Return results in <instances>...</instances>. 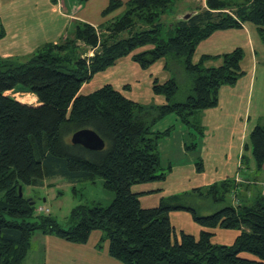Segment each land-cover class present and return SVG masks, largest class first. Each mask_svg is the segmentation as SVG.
<instances>
[{
  "label": "trees",
  "instance_id": "1",
  "mask_svg": "<svg viewBox=\"0 0 264 264\" xmlns=\"http://www.w3.org/2000/svg\"><path fill=\"white\" fill-rule=\"evenodd\" d=\"M173 4L174 0H129L125 10L100 29L78 22L65 43L48 44L26 62L0 59V264H24L38 232L86 244L94 231L103 233L101 241H108L110 256L125 264H264V196L202 215L176 198L144 208L132 190L137 184L165 180L168 174L159 146L173 128L155 131V123L176 114L190 125V117L218 106L223 86L235 85L244 75L243 48L221 55L219 66L207 67L209 55L194 61L200 43L216 31L245 23L255 25L264 41V0H207V8L165 23L163 17ZM123 5L111 0L103 14ZM129 55L142 69L165 59L173 75L181 69L189 74L187 98L174 102L180 91L175 76L163 84L154 82V93L168 101L159 107L130 100L111 85L80 93L96 74ZM9 91L32 93L40 105L22 103ZM82 129L95 131L105 148L94 151L73 144L72 135ZM245 149L261 169L264 118ZM196 164L201 170L202 159ZM57 176L72 183L102 178L114 199L108 206H76L65 228L50 214L36 215L35 201L24 195L25 186H42ZM236 186L227 179L205 194L223 202ZM172 211L190 213L201 227L240 234L230 245L215 243L211 230H202L198 237L182 232L178 239Z\"/></svg>",
  "mask_w": 264,
  "mask_h": 264
},
{
  "label": "crops",
  "instance_id": "2",
  "mask_svg": "<svg viewBox=\"0 0 264 264\" xmlns=\"http://www.w3.org/2000/svg\"><path fill=\"white\" fill-rule=\"evenodd\" d=\"M110 1L0 0V59L26 62L48 44L65 43L72 37L73 27L78 22L100 29L120 15L125 10V3L129 0H119L124 5L114 12L104 15L103 12L109 6ZM185 2L193 5L194 12L199 8H207V0H186ZM247 24L250 23L243 24L241 28L216 31L198 46L197 61L203 55L211 56L206 62L207 67L219 66L220 61L217 59L238 47L250 51L253 64L250 66L246 62L242 65L244 75L236 86L221 88L217 107L196 114L198 116L201 113V122L198 121L196 124V129L203 138L199 144H189L184 138H180L175 141V144L170 142L167 147H164L165 143L161 141L159 146L161 156H164L165 150H170L165 158L170 160L168 167L171 168L165 169L168 171L165 180L137 184L135 189H132L140 195L142 207L154 208L159 206L162 200L173 198L179 202L185 199L186 204H189L194 195H206L205 191L210 186L227 179L235 180L237 184V189L233 192L235 196L231 206L250 204L261 196L257 188L258 179L255 174L263 169L264 165L261 169L258 168L250 154V149L246 150L245 147L249 144L248 136L264 118V105L260 100L263 98V82H260L261 89L259 88L255 92L260 67H262L264 75V63L261 65L258 61V50L252 37L253 34L258 35L257 29L252 23L256 30L253 29L254 27H248ZM236 34H239L243 40L230 38ZM212 36L214 37L211 39ZM260 50L264 54V46ZM165 64V59H160L151 67L142 69L133 61L132 55H129L118 60L108 70L96 74L82 86L80 93L87 95L105 85H111L128 99L142 105L157 107L166 105L168 101L165 96L157 95L153 91L155 81L163 84L173 77V74L166 69ZM101 75L107 77H102L100 80L109 81V83L102 85V81H98L97 84H93V80ZM109 76L110 79H108ZM142 78L143 80L145 78L148 86L151 87L157 104L139 102V98H137L140 97L139 93L134 92L130 95L134 86ZM19 94L25 96V99L29 98V101L20 102L33 106L40 105L34 94L26 92H19ZM253 102H255L257 114L253 118L255 122L250 125L253 119L249 115V106ZM229 134H232L231 140L228 137ZM232 141H236V144L234 151L230 152V149L234 147ZM193 149L197 150L198 156L189 154L188 151ZM246 152L250 156L244 161ZM176 153L177 156L174 158ZM199 159H202L201 170H198L196 164ZM240 185L241 187H239ZM197 189L204 191V194L195 192ZM189 205L191 206V204ZM170 216L182 225L176 234L178 239L182 232L198 237L202 230H211L215 233L213 237L215 243L230 245L240 234L238 230L222 229L220 231L201 227L196 224L188 212L172 211ZM172 225L175 228V224ZM102 237L103 233L98 235V240L92 245L89 244L90 239L86 244H76L54 235L38 232L32 237L24 264H121L110 256L108 241H106L105 248L100 246Z\"/></svg>",
  "mask_w": 264,
  "mask_h": 264
},
{
  "label": "rangeland",
  "instance_id": "3",
  "mask_svg": "<svg viewBox=\"0 0 264 264\" xmlns=\"http://www.w3.org/2000/svg\"><path fill=\"white\" fill-rule=\"evenodd\" d=\"M185 1L186 0H174V4L172 6L171 13L169 12L167 14V16L163 17V19L165 20L164 21L165 23L172 22L173 20L177 21V20L183 18V16L186 17L187 14L193 12L192 11V10H194L193 5H190L189 3L185 2ZM247 25H248V27H254L251 23L247 24ZM253 29H255V27ZM213 37L214 36H212L211 39ZM252 37L255 41V47L258 50V56H257L258 61L262 65L264 63V54L260 49H262V47L264 46V41L260 38L259 34L258 35L253 34ZM230 38L231 39L240 38V40H243V38L241 36H239V34L233 35ZM83 46H85V45H83ZM245 53H246V58L244 59L242 65H244L247 62L248 65L252 66L253 61L250 58L251 57L250 51L247 50V51H245ZM196 58H197V55L195 53L194 60L197 61ZM200 58H199V60H200ZM217 60L220 61V64H221L222 58H219ZM21 62H24V61H21ZM206 62H205V65H206ZM216 65H218V64H216ZM69 66H70V64H69ZM173 76H175L177 78L179 85H180V91L177 94V96L175 97L174 102H182L187 98L188 94L190 93V89L192 86L191 78H190L189 74L184 72L182 69L180 71H178V73H175ZM102 77H107V76L101 75V76L95 78L93 80V84H97L98 81L99 82L102 81V83H101L102 85L109 83V81L103 82V80H100V79H102ZM113 77H114V75L112 76V78ZM110 78L111 77L109 76L108 79H110ZM260 82H263V90H262L263 98H260V100H262V104L264 105V75L262 72V67H260L259 71H258L255 92H257V90L259 88L261 89ZM236 84L233 86H236ZM100 86H98V87H100ZM134 92L139 93L140 97H137V98H139L138 99L139 102H141L143 104H157V99L155 98V95L151 91V87L148 86L145 78H144V80L142 78L140 80V82L136 86H134V89H132V93L130 95H132ZM7 94L14 96L19 101H22V100L23 101H29L28 100L29 98L25 99V96H22L21 94H19V92L18 93L17 92L16 93L15 92H8ZM152 106H154V105H152ZM249 108H250L249 115L253 119L254 116L257 114L255 102H253L249 106ZM200 115H201V113L198 116L195 115V116L190 117L191 124L189 125L188 123L183 122L176 114H169L165 118H163V120L159 119L155 123L153 129L155 131L160 130L163 132V131H166L167 129L171 128V127L173 128V131L171 132L170 136L168 135L166 137L161 138L162 143H165L164 147H167V145H169L170 142L175 144V141H177L180 138L181 139L184 138L189 144H191V143L199 144V142L202 141V139H203L201 137L198 129H196V124L198 123V121L201 122ZM253 122H255L254 119L251 121L250 125L253 124ZM211 137H213V135H211ZM228 137L231 140L232 134H229ZM167 138H169V139H167ZM247 142H249V136H248ZM235 144H236V141H234V142L232 141V145L234 147L232 149H230V152L234 151ZM169 152H170V150H167V151L165 150L164 156L162 155L163 156V158H162V165L163 166L162 167L164 169H166L169 165L170 160L165 158L169 154ZM188 152L191 155L198 156V153H196L197 150L195 151L193 149V150H189ZM246 154H247V156H246ZM250 154H248V152H246L245 157L246 158L249 157ZM176 156H177V153L174 155V158H176ZM170 158H171V155H170ZM175 160H173V161H175ZM244 172H247V170H244ZM255 177H256V179H258L257 180L258 181L257 188L259 189L261 196H264V168L261 169L260 171H258L255 174ZM234 182H235V180H234ZM135 186L136 185H134L132 187V189H135ZM239 187H241V185ZM24 195L26 198L33 199L35 201L36 215L37 214H44V215L50 214L59 222V224H61V226L65 227V228H68L70 226L69 217H70L71 211L76 206H78V205L108 206L112 202V200L114 199V193L107 190L106 188H104L102 178H98L95 183L84 182V181L78 182V183H72V182H69L67 179L60 177V176L46 179L44 185H42V186H25L24 187ZM218 196L219 197L221 196V192H220V194H218ZM234 196H235V194H233V192H231V193L225 195L223 202H216V201H214V199L212 197H208L206 195H203V196L194 195L193 198L191 199L192 203L189 200H187V201L190 202L189 204H191L192 207H195V209L198 210L199 214H202V215L209 214L210 215V214H213L214 212H216L217 210L221 209L223 206H228V205L233 204ZM179 203L186 204L187 202L185 199H183ZM189 204H187V205H189ZM40 207H43V208L49 210V212H43V213L39 212L38 209ZM181 212L185 213L186 211H181ZM207 212H209V213H207ZM170 219H171V223L175 224L174 229H175V234H177L178 229L182 225L179 224L175 219H172L171 216H170ZM217 230L221 231L222 229L218 228ZM100 234H102L101 231L93 232L92 236L90 238L89 244L92 245L95 241H97L98 235H100ZM106 243H107L106 241L105 242L103 241L100 246L105 248ZM117 261H119V260H117ZM119 262L121 264H125L121 261H119Z\"/></svg>",
  "mask_w": 264,
  "mask_h": 264
},
{
  "label": "water",
  "instance_id": "4",
  "mask_svg": "<svg viewBox=\"0 0 264 264\" xmlns=\"http://www.w3.org/2000/svg\"><path fill=\"white\" fill-rule=\"evenodd\" d=\"M195 12L187 14L186 17L183 16L181 19H186ZM71 142L73 144L81 145L89 150L100 151L105 148V141L93 130L82 129L74 133L71 137ZM20 196L23 195L22 187H19Z\"/></svg>",
  "mask_w": 264,
  "mask_h": 264
},
{
  "label": "built area",
  "instance_id": "5",
  "mask_svg": "<svg viewBox=\"0 0 264 264\" xmlns=\"http://www.w3.org/2000/svg\"><path fill=\"white\" fill-rule=\"evenodd\" d=\"M38 211H39V212H49V210H47V209H45V208H43V207H40V208L38 209Z\"/></svg>",
  "mask_w": 264,
  "mask_h": 264
},
{
  "label": "bare ground",
  "instance_id": "6",
  "mask_svg": "<svg viewBox=\"0 0 264 264\" xmlns=\"http://www.w3.org/2000/svg\"><path fill=\"white\" fill-rule=\"evenodd\" d=\"M23 101V100H22Z\"/></svg>",
  "mask_w": 264,
  "mask_h": 264
}]
</instances>
